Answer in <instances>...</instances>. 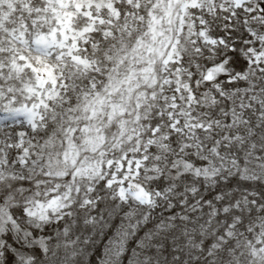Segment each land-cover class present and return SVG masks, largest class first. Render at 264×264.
<instances>
[{
  "label": "snow or ice",
  "instance_id": "6c2138e0",
  "mask_svg": "<svg viewBox=\"0 0 264 264\" xmlns=\"http://www.w3.org/2000/svg\"><path fill=\"white\" fill-rule=\"evenodd\" d=\"M0 264H264V0H0Z\"/></svg>",
  "mask_w": 264,
  "mask_h": 264
}]
</instances>
